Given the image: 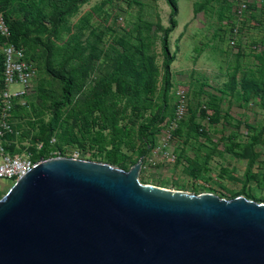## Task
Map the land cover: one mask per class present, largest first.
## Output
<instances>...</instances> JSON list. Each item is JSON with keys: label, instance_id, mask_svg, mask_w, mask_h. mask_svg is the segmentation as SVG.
Wrapping results in <instances>:
<instances>
[{"label": "rangeland", "instance_id": "1", "mask_svg": "<svg viewBox=\"0 0 264 264\" xmlns=\"http://www.w3.org/2000/svg\"><path fill=\"white\" fill-rule=\"evenodd\" d=\"M67 1L73 10L60 17L47 1L29 9V0H0V15L36 67L13 104L11 118L22 132L14 150L35 153L66 77L70 103L56 113L48 156L78 153L126 172L140 158L139 126L148 125L141 186L264 205V0L240 18L224 0H176L167 79L165 0ZM0 184L2 195L12 186Z\"/></svg>", "mask_w": 264, "mask_h": 264}, {"label": "water", "instance_id": "2", "mask_svg": "<svg viewBox=\"0 0 264 264\" xmlns=\"http://www.w3.org/2000/svg\"><path fill=\"white\" fill-rule=\"evenodd\" d=\"M56 157L0 198V264H264V205L141 186Z\"/></svg>", "mask_w": 264, "mask_h": 264}, {"label": "built area", "instance_id": "3", "mask_svg": "<svg viewBox=\"0 0 264 264\" xmlns=\"http://www.w3.org/2000/svg\"><path fill=\"white\" fill-rule=\"evenodd\" d=\"M227 1L235 5L234 15L240 18L254 0ZM0 37L3 39L0 45V55L3 61L0 90V180L14 183L39 162H34L28 154H11L5 148V137L13 133L11 112L14 101L25 94V88L36 75V68L31 61L26 59L23 49L10 42V32L2 15H0ZM179 96L183 99L184 93H179ZM181 113L182 110L179 107L177 115ZM169 140L170 134H167L163 142L167 144ZM71 158L79 160V154L73 153Z\"/></svg>", "mask_w": 264, "mask_h": 264}, {"label": "trees", "instance_id": "4", "mask_svg": "<svg viewBox=\"0 0 264 264\" xmlns=\"http://www.w3.org/2000/svg\"><path fill=\"white\" fill-rule=\"evenodd\" d=\"M42 1H47V7L50 9H54V12L58 14V16H65L66 14L70 13L73 9L72 7L67 6V0H29L28 2V7L29 9H34L38 8L37 3L42 2ZM228 2L227 0H224ZM167 6L170 9V14L168 18V24L169 27L167 29H164L162 32V37L160 40V46H161V54L163 57L162 61V70H163V77L168 78L169 76V66L171 62L174 60L173 55L169 54L168 51V36L169 34L174 30L176 27V16L178 14L177 11V2L176 0H165ZM38 10V9H37ZM39 13V10H38ZM2 15V14H1ZM8 29L10 32V42L14 44L16 47H19L23 49L25 57L27 60L31 61L25 51V49L15 40V38L12 35L11 29L9 27V24L6 20V16L2 15ZM3 43V39L0 37V45ZM2 56L0 55V90L2 88ZM32 62V61H31ZM33 63V62H32ZM36 68V67H35ZM61 85H62V96L59 99L58 102L53 103V114L49 121L42 125L36 135V140H35V146L37 149H35L34 154H29L34 162L40 161V160H46L53 158L55 156H48L49 148H50V141L51 138L56 131L58 125H59V118L57 116V111L60 110L61 108L65 107L70 103V96H71V88H72V83L69 80V78L62 77L60 79ZM13 112V109H12ZM11 112V113H12ZM11 123H12V128H13V133L9 134L5 137V148L6 150L11 153V154H16L18 153L16 150H14L13 144L17 142V140L22 136V132L17 131V126L16 124L12 121L11 118ZM149 126L148 125H140L139 129L137 131V140L139 141L140 145L137 149V153L140 156V158L144 157L148 150L151 148V141L149 139V135L147 133ZM21 134V135H20ZM20 135V136H19ZM39 147V148H38ZM105 158L108 161L109 164H114L115 159H114V153L108 152L105 154ZM5 181V180H0ZM10 182V181H8ZM13 184V183H12ZM1 187V186H0ZM2 192L0 190V198L2 197Z\"/></svg>", "mask_w": 264, "mask_h": 264}, {"label": "crops", "instance_id": "5", "mask_svg": "<svg viewBox=\"0 0 264 264\" xmlns=\"http://www.w3.org/2000/svg\"><path fill=\"white\" fill-rule=\"evenodd\" d=\"M0 186H1V184H0ZM1 188V187H0ZM1 190V189H0Z\"/></svg>", "mask_w": 264, "mask_h": 264}]
</instances>
